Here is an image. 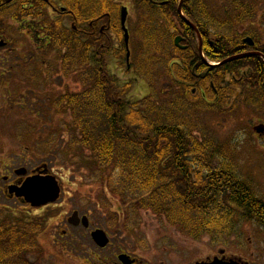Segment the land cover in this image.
Wrapping results in <instances>:
<instances>
[{"label": "trees", "instance_id": "trees-1", "mask_svg": "<svg viewBox=\"0 0 264 264\" xmlns=\"http://www.w3.org/2000/svg\"><path fill=\"white\" fill-rule=\"evenodd\" d=\"M5 1L0 0V4ZM57 1L66 11L63 15L71 20L72 11L78 20L84 19L86 12L91 13L89 8L79 9L80 4L85 8L84 2ZM95 1L94 17L102 10L111 11L109 3L113 0ZM151 1L137 0L136 4L152 9ZM26 2L37 5L43 0H14L9 9L14 18L22 16L25 10L20 5ZM115 15L118 21L117 9ZM78 20V25L84 28L85 23ZM146 35L152 33L148 30ZM68 37L61 23L60 38L49 41L56 47L60 72L66 77L77 75L84 89L66 90L50 99L48 106L56 113H69L71 147L78 153L90 151L88 158L101 177L109 174L107 185L116 196L124 203L130 199L140 209L162 214L171 224L184 229L199 224L213 237L234 233L239 221L264 227V199L236 173L230 157L233 148L226 141L194 134L201 107L190 111L177 101L172 104L174 99L159 96L160 101L153 96L135 101L130 96L133 79L118 81L109 74L104 64L109 50H103L101 40H92L90 55L86 39ZM138 40L141 46L134 48L135 72L153 81V66L167 53L166 39ZM36 41L42 43L43 39ZM165 70L166 77H170V68ZM173 72L172 80L178 86L177 78L183 80V77L177 69ZM224 99L226 102L228 97L223 96L221 102ZM37 112L43 115V107ZM192 114L196 115L197 126L191 123ZM6 211L7 216L0 219V264H38L31 263L27 255L36 248V239L32 238L35 235L31 233L43 228L45 216H32L29 220L27 213L10 208Z\"/></svg>", "mask_w": 264, "mask_h": 264}, {"label": "flooded vegetation", "instance_id": "flooded-vegetation-1", "mask_svg": "<svg viewBox=\"0 0 264 264\" xmlns=\"http://www.w3.org/2000/svg\"><path fill=\"white\" fill-rule=\"evenodd\" d=\"M78 1L84 2L85 6L83 8L80 4L79 9L86 11L89 8L91 12L90 14L86 12L87 16L81 20L76 18L73 11L69 14L73 16L72 20L66 15L64 16L66 11L61 10L64 7L60 6L57 0H43L42 4L37 5L27 2L21 4L20 7L25 12L18 18H14L9 10L14 0H6L1 3L0 42H4V44H0V49H2L0 64L4 67L0 68V76H6L9 70L7 66L10 65L11 60L10 54L13 52V48L9 47V40L12 37L8 21L14 20L18 23L19 29L24 31L25 39H32L33 42L30 43L33 52L29 51L21 55L20 59L24 60L26 65L32 63L33 66L30 69L32 72L30 73L34 74L33 77L37 79L43 76L48 81L57 71L46 62L47 58L51 56L56 60V47L49 39L60 38L62 23L64 31L69 33V39H86L90 55L92 40H101L100 45L103 46V50H109L106 52L104 61L109 74L118 81H125V76L132 73V76L129 75V78L133 79L131 89L137 88L142 82L150 87V82L135 72L134 64L137 65V63L134 48L136 45L138 49L141 46L138 39H166L167 53L162 56H165L168 62L163 58L153 66V80L160 83L167 82L168 86H175L172 80L175 76L173 71L174 69L180 71L183 80L177 78L180 83L177 88L180 92L175 95L172 104L177 101L182 108H184L183 105L187 106L190 111L201 107L198 114L200 119L209 115L210 118L219 120L222 115H231L238 107L255 110L264 107V0H152V9H140L136 4L137 0H128L127 4L129 1L132 2L134 17L139 15L141 19H144L133 27L127 26L131 17L129 6L124 4L125 0L110 1L111 11H101L100 8L101 14L97 17H94L95 0ZM123 7L127 8L126 28L129 50L124 43L125 36L120 22V10ZM116 9L118 21L115 15ZM63 16L66 18L62 19ZM77 20L85 23L84 28L78 25ZM148 30L152 35H146ZM34 39H43V41L40 43ZM104 55L105 53H102V56ZM229 58L232 59L226 61ZM123 67L126 74H124V70L121 71ZM169 68L170 77H166L165 69ZM138 79H142V82L140 83ZM1 81L9 80L2 78ZM130 96H132V90ZM223 96L228 97L226 102L225 99L221 102ZM180 113H182V109ZM256 119H259L257 126L261 125L264 131V122L260 117H256ZM255 128L256 126L254 130ZM255 134L261 138L264 137V133L256 132ZM43 171H46L43 175L53 176L52 171L44 163L29 170H11L9 168L5 174L0 175L3 191L6 187L5 196L23 204L25 209L21 212L25 214L36 210L34 216L42 215V211L55 202L33 207L22 198L10 195L7 187L19 186L26 178L40 175ZM56 180L60 188V195L57 199L59 200L63 194V188L59 180ZM108 189L118 203L111 206L109 201L104 200L102 207L106 212L103 214L102 229L93 227L89 215H80L77 210H73L67 217V224L70 226L68 220L74 212H77L79 216L88 218L89 225L86 229H90V233L97 229L104 232L106 242L99 248L101 250L99 262L93 264H211L214 261L216 263V260H219V263L237 261L240 264H250L243 261L241 256L226 255L221 252V249L216 250V246L213 248L212 254L190 261L191 253H188L187 247L176 245L173 248L168 244V238L164 235L162 244L136 243L129 248L123 246L119 242L118 234L123 231L134 235V232L138 233V226L125 224L123 228L121 226L119 228V220L123 222L125 217L132 214L134 215L133 220L137 223L141 213L148 214L151 211L134 206L130 199H126L124 203L110 190L109 186ZM112 213L118 217L122 216V218H111L114 217L111 216ZM151 213L157 218L162 217L166 220L162 214ZM80 226H82L81 223L75 228ZM64 228L61 229V232L63 236H66V227Z\"/></svg>", "mask_w": 264, "mask_h": 264}, {"label": "rangeland", "instance_id": "rangeland-1", "mask_svg": "<svg viewBox=\"0 0 264 264\" xmlns=\"http://www.w3.org/2000/svg\"><path fill=\"white\" fill-rule=\"evenodd\" d=\"M127 3L128 0H125L124 4L129 6L131 17L127 26L133 27L144 19L139 15L134 17L132 2ZM8 24L12 37L9 40V47L13 48V52L10 54L11 60L7 66L9 70L6 76H0V175L5 174L9 168L29 170L44 163L63 188L60 199L42 211L46 222L42 229L32 231L31 235H35L32 238L36 239V248L27 256L31 263L38 264L99 262L101 250L91 239L90 229L69 226L67 217L73 210H77L80 215H89L93 227L102 229L103 214L106 212L102 207L104 200L109 201L111 206L118 203L107 186L106 178H109V174L105 173L101 177L94 162L88 158L89 150H81V153H78L71 147L72 127L69 113H56L48 106L49 100L53 97L56 98L66 90L81 92L84 85L79 82L77 75L64 76L60 72L59 59L54 60L53 56L46 60L52 69H57L51 79L45 82L43 76L37 79L33 77L34 74L30 73L32 63L26 65L24 60H19L21 55L33 52L30 46V43H33L32 39H25L24 31L19 29L18 23L14 20L8 21ZM3 67L4 65L0 64V68ZM122 70L126 74L124 67ZM129 75L133 74L124 75V80L131 79ZM2 78L9 81H1ZM138 81L141 83L142 79ZM150 87L142 82L137 88L131 89V97L139 100L153 96L160 101L158 96L168 100L175 98L180 92L176 85L168 86L167 82L160 83L157 80H153ZM40 107H43L44 116L37 112ZM256 117H260L264 122V107L256 110L238 107L231 115H222L219 120L210 118L209 115L202 119L198 117L199 125L194 134L198 137L206 135L229 143L233 148L230 157L236 173L252 185L253 191L264 199V137L255 134L254 127L259 124ZM191 123L197 126L195 114H192ZM83 153H86L87 157ZM5 188L3 191V185L0 183V219L7 216L6 208L16 212L25 209L20 202L5 196ZM31 212L33 211L28 213L29 220L36 214V210ZM111 216L122 218L113 213ZM133 219L134 215L129 214L123 222L119 220L118 224L119 228L120 226L123 228L125 224L138 226V233L134 232V235L123 231L118 234L119 242L127 248L136 243L162 244L164 235L173 248L176 245L186 246L188 253H191L190 261L212 254L216 246V250L221 249L226 255L241 256L243 261L250 264H264V227L255 222L239 221L238 229L234 233L229 236L213 237L211 232L204 231L199 224L193 228L194 230H187L171 224L167 219L157 218L151 212L141 213L137 223ZM64 227L66 236L61 232Z\"/></svg>", "mask_w": 264, "mask_h": 264}, {"label": "water", "instance_id": "water-1", "mask_svg": "<svg viewBox=\"0 0 264 264\" xmlns=\"http://www.w3.org/2000/svg\"><path fill=\"white\" fill-rule=\"evenodd\" d=\"M126 16V8H122L120 11V22L125 36L124 43L126 48L128 49V32L125 28ZM231 59L232 58H229L226 61H229ZM255 130L258 133H264V131L262 130V126L256 127ZM45 172L43 171L40 175H33L26 178L19 186H8V193L10 195L14 194L18 198H23L25 202L30 203L33 207H40L47 203L56 201L60 195L58 182L53 176L43 175ZM68 222L73 226L81 223L84 227H88V219L85 216L79 218L77 212H74L71 215ZM91 238L99 247H102L106 242L104 232L99 229L91 233ZM211 264H239V262L232 261L230 263H219V260H216V263L214 261Z\"/></svg>", "mask_w": 264, "mask_h": 264}]
</instances>
